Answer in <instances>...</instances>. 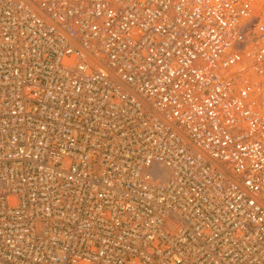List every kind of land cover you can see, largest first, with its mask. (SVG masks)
<instances>
[{
  "label": "built area",
  "instance_id": "1",
  "mask_svg": "<svg viewBox=\"0 0 264 264\" xmlns=\"http://www.w3.org/2000/svg\"><path fill=\"white\" fill-rule=\"evenodd\" d=\"M0 264H264V0H0Z\"/></svg>",
  "mask_w": 264,
  "mask_h": 264
}]
</instances>
